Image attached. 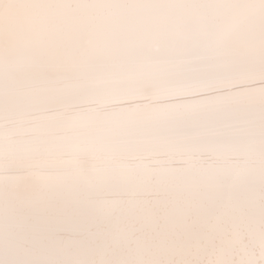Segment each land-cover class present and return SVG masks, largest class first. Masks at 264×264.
<instances>
[{
	"label": "snow or ice",
	"instance_id": "snow-or-ice-1",
	"mask_svg": "<svg viewBox=\"0 0 264 264\" xmlns=\"http://www.w3.org/2000/svg\"><path fill=\"white\" fill-rule=\"evenodd\" d=\"M0 264H264V0H0Z\"/></svg>",
	"mask_w": 264,
	"mask_h": 264
}]
</instances>
